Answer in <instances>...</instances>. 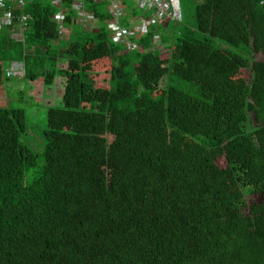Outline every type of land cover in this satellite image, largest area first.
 Masks as SVG:
<instances>
[{
  "label": "trees",
  "instance_id": "16d2710c",
  "mask_svg": "<svg viewBox=\"0 0 264 264\" xmlns=\"http://www.w3.org/2000/svg\"><path fill=\"white\" fill-rule=\"evenodd\" d=\"M191 1L194 21L153 27L141 52L111 42L107 3L86 4L89 31L67 2L69 40L45 0L16 11L25 42L0 28V92L14 62L37 100L65 79L38 171L27 111L0 107V264H264V0Z\"/></svg>",
  "mask_w": 264,
  "mask_h": 264
},
{
  "label": "built area",
  "instance_id": "2783aa9c",
  "mask_svg": "<svg viewBox=\"0 0 264 264\" xmlns=\"http://www.w3.org/2000/svg\"><path fill=\"white\" fill-rule=\"evenodd\" d=\"M54 6L59 7L53 20L59 25L60 37L64 39L67 35L68 28L65 25L66 9L65 5L70 3L71 8L76 12L75 21L82 23H93L100 26V20L94 13L88 11L86 4L89 2L107 3L112 15L106 21L110 33H112V42L116 45H122L129 51L140 50V42L148 36L153 27H158L164 21L183 19L182 6L180 0H130L138 10H144L143 13H151V18L131 17L129 6L124 0H45ZM28 0H0V28H9L13 31L17 41H25V32L28 29V22L32 17L21 14L17 16V10H22ZM126 16L128 24L123 25L121 20ZM125 20V21H126ZM83 26V25H82ZM84 27V26H83ZM86 28V26H85ZM160 35H155L153 44L160 48ZM24 69L20 64H14L8 71V77H21Z\"/></svg>",
  "mask_w": 264,
  "mask_h": 264
},
{
  "label": "rangeland",
  "instance_id": "374dc122",
  "mask_svg": "<svg viewBox=\"0 0 264 264\" xmlns=\"http://www.w3.org/2000/svg\"><path fill=\"white\" fill-rule=\"evenodd\" d=\"M182 1V12L184 14V18L186 20L194 21V7L195 3H192L191 0H181ZM141 13L144 10H138ZM79 23V22H78ZM86 26L89 31H96L98 30L97 25H93V23H82L81 26ZM80 29V28H79ZM71 35V30L67 31L66 37L64 40H69V36ZM112 42V41H111ZM64 43V42H63ZM122 46V45H118ZM63 47H68L67 45L63 44ZM123 47V46H122ZM121 47V48H122ZM164 50V56L168 57L170 55L169 51L172 50L171 46H164L162 45ZM122 50V49H120ZM122 54V52L118 53ZM256 60L261 59V55H254ZM22 63V62H21ZM13 64H19V62H14ZM61 67H68L64 65V60L60 61ZM112 66V61L107 58L100 62H97L93 65V71L91 73V78L95 80V85L98 88H110V70ZM9 66L5 65L3 70L8 71ZM250 74L248 72L243 73V77L249 78ZM6 86L5 90L0 92V107H11L14 108H21L27 111L29 117V126L32 129L30 130L29 134L23 138L25 144L29 147L33 148L35 152L40 155L38 167L34 171H38L39 167L44 165V159L42 157L44 148H45V140H44V132L48 127V114L50 109L57 107H62V99L64 94V87H65V79L62 77H57L56 81L53 86L48 87L47 89L50 90V93H46L43 99H38L39 93L42 92L44 86L41 82H33L35 86H31L30 82L25 81L24 77L19 79L18 77L6 78ZM9 85V86H8ZM166 83H162L161 88H164ZM38 88V90H37ZM48 92V90L46 91ZM226 162L224 159L221 160L220 165H225ZM248 203H258L261 200V195H250L248 198Z\"/></svg>",
  "mask_w": 264,
  "mask_h": 264
},
{
  "label": "clouds",
  "instance_id": "9594fccd",
  "mask_svg": "<svg viewBox=\"0 0 264 264\" xmlns=\"http://www.w3.org/2000/svg\"><path fill=\"white\" fill-rule=\"evenodd\" d=\"M181 1V0H180ZM181 6H182V4H181ZM182 14H183V12H182ZM132 17V16H131ZM68 30H70L69 28H68ZM161 38V37H160ZM17 40V39H16ZM162 45H163V43H162V40H160V48L159 47H156L157 49H159L160 50V52L161 53H164L166 50H164V48L162 47ZM164 46H171V44H167V45H164ZM129 52H131V51H129ZM141 52V51H140ZM20 64V63H19ZM12 65H14L13 63L11 64V66ZM22 67H23V69H24V66L22 65V64H20ZM11 66L9 67V69H8V71L10 70V68H11ZM8 71H7V74H8ZM25 76V69H24V73H23V75L21 76V77H24ZM21 77H18L19 79H21ZM7 78H9L8 77V75H7ZM12 78V77H11Z\"/></svg>",
  "mask_w": 264,
  "mask_h": 264
},
{
  "label": "crops",
  "instance_id": "0c3cea01",
  "mask_svg": "<svg viewBox=\"0 0 264 264\" xmlns=\"http://www.w3.org/2000/svg\"><path fill=\"white\" fill-rule=\"evenodd\" d=\"M33 1H34V0H28V2H33ZM28 2H27V3H28ZM23 9H24V8H23ZM23 9H22V10H23ZM22 10H19V11H22ZM20 15H21V14H20ZM20 15H17V16H20ZM24 42H25V41H24Z\"/></svg>",
  "mask_w": 264,
  "mask_h": 264
}]
</instances>
